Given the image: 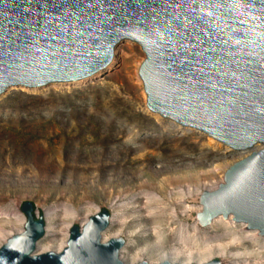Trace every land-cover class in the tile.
I'll return each mask as SVG.
<instances>
[{
    "label": "water",
    "instance_id": "95a60500",
    "mask_svg": "<svg viewBox=\"0 0 264 264\" xmlns=\"http://www.w3.org/2000/svg\"><path fill=\"white\" fill-rule=\"evenodd\" d=\"M124 40L144 53L149 113L248 151L202 191L199 224L232 215L264 236V0H0V96L96 76ZM21 212L24 230L0 246V264H124V239H102L107 209L40 254L44 219L30 201Z\"/></svg>",
    "mask_w": 264,
    "mask_h": 264
},
{
    "label": "rangeland",
    "instance_id": "374dc122",
    "mask_svg": "<svg viewBox=\"0 0 264 264\" xmlns=\"http://www.w3.org/2000/svg\"><path fill=\"white\" fill-rule=\"evenodd\" d=\"M143 59L141 47L124 40L93 79L10 87L0 96V245L21 230L12 216H22V203L30 201L37 216L47 213L53 223L37 253L57 251L70 223L80 226L105 208L117 222L109 223L104 237L121 233L125 256L143 252L149 264L186 262L173 257L169 232L154 237L153 228L162 226L158 213L163 207L166 215L180 217L198 206L202 191L247 152L149 113L138 76ZM18 93L27 97L16 98ZM183 199L188 201L180 205ZM194 218L193 211L185 221L180 217L177 229H190Z\"/></svg>",
    "mask_w": 264,
    "mask_h": 264
},
{
    "label": "bare ground",
    "instance_id": "6f19581e",
    "mask_svg": "<svg viewBox=\"0 0 264 264\" xmlns=\"http://www.w3.org/2000/svg\"><path fill=\"white\" fill-rule=\"evenodd\" d=\"M97 75L91 78L83 79L78 82H71L68 84H81L90 79H93L94 77H97ZM63 84L64 83L52 84V85H63ZM29 90H34V89H29ZM246 152L248 154V151ZM222 180L223 177H220L218 182L212 183V185L205 188V190L216 189L218 185L222 183ZM187 201H188L187 199H183L182 201L179 202V204L184 205L185 203H187ZM165 211L166 210L163 209L162 207L161 213H158L157 216V218H159L158 221L162 224V226H160L159 228L154 227L152 233L154 234V237L161 238V235H163L164 232H169V234H166V236L167 239L171 240L172 246H174V251L172 253L173 257L186 258V262L181 264H205L215 259L220 260L223 264H264V236L260 235L258 230L249 228L247 226L248 225L247 223L234 221L232 215H229L227 218H224L222 217V215H219L215 217V219L213 218L214 220L212 219L213 220L212 223L210 222L211 224L210 225L208 224L209 226L207 228H204L203 230L202 229L203 226H201L197 220V213H200L202 211V206L199 203L198 206L192 209L190 208V210L187 209L184 212V214L180 216L181 219L185 221L189 212L193 211L196 217L194 218V224L191 226L190 229L182 228L180 231L179 229H177L176 226V222L179 221L180 217L177 215L174 216L166 215ZM10 216L11 214H9V217ZM42 217L45 222V227H46L45 232L48 234L50 233L49 235H52L53 223H51L50 217L48 216L47 213H44ZM12 218L20 220L22 228L18 233L22 232L24 230V226L26 222L24 214L22 216H16V214H14ZM116 222L117 220H115L114 215H112L111 218L109 219L110 225L113 223L116 224ZM228 222L233 225L230 231L225 232L224 230H226V224ZM83 224L80 225V227H82ZM238 225H241L242 227L241 229L236 230ZM71 226L72 223H70L69 225V230ZM191 231H193V233ZM103 232H102L103 241H108L109 239L107 240L104 237ZM211 233H213V236H211ZM235 233L237 235L233 236V234ZM112 238H122V235L121 233L116 232L114 235L110 237V239ZM66 241H64L61 244V246L56 252L62 250L65 247ZM125 250L126 248L120 250V259L123 261L124 264L125 263L138 264L142 261H145L144 259V257L146 256L145 253L138 252L127 257L125 256ZM45 252H41V253H45ZM164 261H169L170 263L177 264L174 261H170V260L164 259Z\"/></svg>",
    "mask_w": 264,
    "mask_h": 264
},
{
    "label": "trees",
    "instance_id": "16d2710c",
    "mask_svg": "<svg viewBox=\"0 0 264 264\" xmlns=\"http://www.w3.org/2000/svg\"><path fill=\"white\" fill-rule=\"evenodd\" d=\"M73 95H74V94H70L69 97H74ZM18 97H20V98H26L27 96H26L25 94L18 93V94L16 95V98H18ZM8 100H9V99H8ZM8 100H6V101H8ZM143 118H145V116H143Z\"/></svg>",
    "mask_w": 264,
    "mask_h": 264
}]
</instances>
